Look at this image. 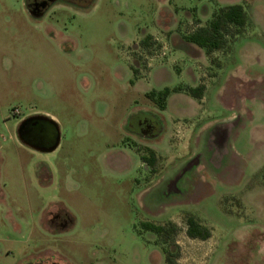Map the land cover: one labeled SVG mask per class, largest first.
Segmentation results:
<instances>
[{
    "label": "rangeland",
    "instance_id": "rangeland-1",
    "mask_svg": "<svg viewBox=\"0 0 264 264\" xmlns=\"http://www.w3.org/2000/svg\"><path fill=\"white\" fill-rule=\"evenodd\" d=\"M226 4L243 5L250 23L197 65L198 111L174 118L147 93L179 84V38ZM146 36L152 45L141 44ZM219 88L235 93L231 106L220 105ZM139 112L162 127L139 149L155 152L153 168L124 146L126 136L137 141L127 127ZM34 115L57 125L53 151L17 138ZM223 119L235 128L227 158L204 136ZM46 167L43 183L35 174ZM52 208L70 216L67 228L47 230ZM189 215L208 239L186 235ZM145 221L177 232L155 235ZM164 251L179 264H264V0H58L39 18L25 0H0V264L47 254L61 264H165Z\"/></svg>",
    "mask_w": 264,
    "mask_h": 264
},
{
    "label": "trees",
    "instance_id": "trees-1",
    "mask_svg": "<svg viewBox=\"0 0 264 264\" xmlns=\"http://www.w3.org/2000/svg\"><path fill=\"white\" fill-rule=\"evenodd\" d=\"M249 23L250 19L243 5L229 4L217 6L212 11L206 24L199 25L200 21L196 19L195 24L198 26L189 30L186 34H183L182 37L185 41L202 48L205 54L210 56L215 51H227L231 42H233L237 36L243 34L244 29L249 25ZM149 39L150 37L146 36L142 45H152L153 42H147ZM204 90V84H199L196 87L178 85L172 88L164 87L161 90H152L147 93V97L158 104L160 110H164L167 98L172 93L185 92L194 99L200 100L203 96ZM144 161L147 165L153 168L156 163L155 152L147 148ZM185 222V233L188 237L200 240H206L210 237V230L206 226L202 225L192 215H189ZM140 227L142 230L151 232L158 236L167 237L177 232V227L172 222H168L166 225H157L145 221L140 223ZM164 253L166 254L165 264H179L174 256H171L166 251H164Z\"/></svg>",
    "mask_w": 264,
    "mask_h": 264
},
{
    "label": "flooded vegetation",
    "instance_id": "flooded-vegetation-1",
    "mask_svg": "<svg viewBox=\"0 0 264 264\" xmlns=\"http://www.w3.org/2000/svg\"><path fill=\"white\" fill-rule=\"evenodd\" d=\"M57 1L58 0H25V7L31 16L35 18H39L42 17L47 12V10H49V8ZM62 1L77 5H84L90 0H62ZM143 41L144 39L141 40V44ZM152 90L155 89L152 88L150 91ZM26 118L28 119L25 120L24 122H22L21 120L17 128V130L19 129V132L21 133L22 137L25 138L26 140V144L24 145L36 152L47 153L49 148L54 144L56 140V135L57 134L59 135L57 125L55 123L49 122L46 118H44V116L34 115ZM161 128L162 127H160L156 117L150 112L148 113L139 112L138 114L133 115L132 118L130 119V124L128 123L127 131L128 133L131 132L132 134H134L135 137H137V141H130L129 137L126 136V138L124 139V146L125 147L130 146L137 153L139 158V164L142 168L144 167V165H147L146 162L144 161V156H145L144 153H141V155L139 154L140 152L139 149L141 147L142 150L144 149V144L142 140H145L146 138L153 139L161 131ZM207 150L211 154H214L215 156L218 155V157L223 156L227 158L228 156L227 154L224 153L222 149L218 150V148L215 145H211L210 148L207 147ZM43 166L46 165L43 164ZM47 167L46 170H42L40 174L37 172L35 174V178L41 179L42 177H44L47 183L49 179ZM43 180L44 179H41L42 182ZM44 216L46 217L45 226L47 230L51 232H58L60 230H63L67 228L71 223L70 216L59 208H52L48 210L43 215V217ZM21 264H61V263L58 260L54 259V256L52 254L50 255L47 254L46 256H42V255L29 256L28 258H25V260Z\"/></svg>",
    "mask_w": 264,
    "mask_h": 264
},
{
    "label": "crops",
    "instance_id": "crops-1",
    "mask_svg": "<svg viewBox=\"0 0 264 264\" xmlns=\"http://www.w3.org/2000/svg\"><path fill=\"white\" fill-rule=\"evenodd\" d=\"M229 5V4H226ZM222 6V5H220ZM199 25H203L201 23V20ZM193 28H191L192 30ZM149 35H154L153 32H149ZM175 35V34H174ZM174 36H171V38ZM157 38H155L156 40ZM181 46H183L182 50L186 54V56L183 58L182 61V67L180 68L179 73H176L175 76L178 79V85L182 86H188V87H195L199 84H204V82L200 81L199 77L203 76L198 70L197 65H206L208 61V56L205 54L204 50L198 46H196L193 43L185 41L183 38H179ZM170 40H168L169 42ZM178 43V42H177ZM170 44V43H169ZM165 48V47H164ZM196 52V55H193ZM217 52V51H215ZM214 53V52H213ZM177 54V53H176ZM182 59V58H181ZM157 71H164L166 72V68L163 66H160L159 68L153 69L151 72V75L154 72ZM177 84L170 86H178ZM205 86V85H204ZM164 87H169L165 85H160L155 90H160ZM206 89L204 90V92ZM219 94L217 96V100L220 102V105L222 106H231V104L235 101L237 98L234 92H228L227 90L224 91L223 88H219ZM202 100V99H201ZM198 104L199 102L197 99H194L193 97L189 96L186 93L178 92V93H172L166 101V107L164 110H172L174 111V118H190L198 111ZM233 117V116H232ZM231 117V118H232ZM229 118V119H231ZM228 121H225L223 119L222 121L215 122L209 128L206 129V133L204 134L205 140L207 143V147L210 148L211 145H215L218 150L222 149L225 154L230 155L232 154V150L229 147V138L235 129L234 127L229 131L228 135H225L221 131L211 132V129L216 124L225 123ZM160 132L158 133V135Z\"/></svg>",
    "mask_w": 264,
    "mask_h": 264
},
{
    "label": "water",
    "instance_id": "water-1",
    "mask_svg": "<svg viewBox=\"0 0 264 264\" xmlns=\"http://www.w3.org/2000/svg\"><path fill=\"white\" fill-rule=\"evenodd\" d=\"M46 118V117H44ZM28 118L26 119H23L22 122H24L25 120H27ZM49 122L51 123H54L51 119L49 118H46ZM234 127V125L230 124L229 122H225V123H221V124H216L212 129H211V132H216V131H221L223 132L225 135H228L229 131ZM17 137L19 139V141L22 143V144H26V140L25 138L22 137L21 133L19 132V129L17 130ZM58 142H59V135L57 134L56 135V140L54 142V144L49 148L48 152L49 151H53L57 145H58ZM190 165H192L191 163L188 164L187 167H189Z\"/></svg>",
    "mask_w": 264,
    "mask_h": 264
}]
</instances>
